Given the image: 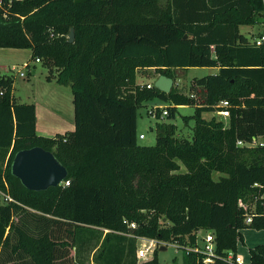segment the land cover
<instances>
[{
    "label": "trees",
    "instance_id": "16d2710c",
    "mask_svg": "<svg viewBox=\"0 0 264 264\" xmlns=\"http://www.w3.org/2000/svg\"><path fill=\"white\" fill-rule=\"evenodd\" d=\"M263 8L264 0H1L0 47L30 48L48 79L70 85L74 129L38 134L34 103L18 100L12 76L0 75L2 162L8 154L0 190L13 198L0 200V264H137L138 236L178 244L180 264H234L225 257L241 229L264 227L261 213L245 222L247 205L263 210L264 145L236 143L264 137V40L239 29ZM189 66L218 70L188 92L137 82L139 69L174 77ZM154 96L172 102L169 118L195 103L191 138L167 120L156 121L154 144L138 142L137 107ZM224 98L226 120L202 115ZM33 145L66 166L61 184L35 190L11 172L15 152ZM199 229L214 233L208 263L185 251ZM156 252L140 264H161ZM245 264H264V243Z\"/></svg>",
    "mask_w": 264,
    "mask_h": 264
},
{
    "label": "rangeland",
    "instance_id": "374dc122",
    "mask_svg": "<svg viewBox=\"0 0 264 264\" xmlns=\"http://www.w3.org/2000/svg\"><path fill=\"white\" fill-rule=\"evenodd\" d=\"M241 30H246V26H241ZM249 30V32H252ZM6 48V47H5ZM21 51L13 52L9 51V53L4 54L0 58V63H5V68H0L1 73H6L12 76L13 78V93L15 97L20 101L27 102H36L39 107V119H38V128L42 125L47 127L49 132L47 134L54 133L52 130L54 123L58 124V121L61 122L62 119L67 122L69 120L74 123V111H73V103H72V92L70 85L61 84L52 77L48 79L46 75L49 73L48 66L45 65L41 61H35L30 57L31 50L30 48H21ZM8 50V49H5ZM11 52V53H10ZM28 59L29 66L21 67L19 59ZM13 63H16L18 68L22 70L24 73H18L17 69H12L11 66ZM173 72V86H177L183 92H188L190 89V85L194 78L203 76L207 73L216 72L215 66H189L184 68H174ZM160 74L154 68H145L139 69L137 74V82H147L154 81L158 75ZM49 86V87H48ZM56 87L57 90H60L61 96V112L57 111V115L55 117H51L44 112H41L40 105L48 104V98L50 99L49 94L53 92V88ZM59 99V98H58ZM172 105V102L169 99H163L158 96H154L153 98L142 101L137 107V132L144 133L145 137H138V142L141 144H154L155 143V123L156 121H172L176 125V136L178 137H186L191 138L192 136V126L194 124V108L195 103L191 104H182L178 105L174 110V115L172 117L165 116H156L154 113L149 112L148 109L153 105ZM52 107L53 104L51 103ZM57 108H59L57 106ZM42 113V115H41ZM202 115L209 119L212 116L220 117L217 115L215 111H204ZM59 117V118H58ZM54 118H58L54 120ZM221 118V117H220ZM226 120V118H224ZM68 126H61L57 129H63ZM56 129V128H55ZM40 130V128H39ZM180 170H184V166H181ZM217 171L213 172V177H218ZM1 195V194H0ZM0 200L3 201L2 196ZM14 220H16L14 216ZM202 233V232H200ZM141 238H137V246L141 243ZM256 241V242H254ZM157 257L161 264H172L174 262L181 263L183 249L179 247L174 242H167L164 244V248H161L162 241H157ZM259 243H264V227L257 228L253 226H245L241 229V237L237 240L236 244V255L244 261H249L250 259V248L254 247ZM201 245V242H199ZM26 260H29L25 257ZM16 261L19 262V259L15 256ZM146 260V259H143ZM142 259H137V264H140ZM10 262H7L8 264Z\"/></svg>",
    "mask_w": 264,
    "mask_h": 264
},
{
    "label": "built area",
    "instance_id": "2783aa9c",
    "mask_svg": "<svg viewBox=\"0 0 264 264\" xmlns=\"http://www.w3.org/2000/svg\"><path fill=\"white\" fill-rule=\"evenodd\" d=\"M1 2V0H0ZM262 21L264 24V8L261 14ZM264 40V27L262 30V33L259 34L255 39H253L252 42L255 44H260ZM39 58H36L35 61H39ZM25 66V65H24ZM153 68V67H151ZM18 73L23 74L24 72L21 71L20 69L17 70ZM138 84L146 87H152L153 86V81H147V82H138ZM190 95H194L193 93H190ZM219 109L215 110V112L221 117V118H227L229 116V106L230 102L228 99L224 98L221 99L218 102ZM157 110H159V116H165L168 114V105L163 106V105H158V104H153L148 111L154 113V115L157 116ZM140 137H143V133L139 135ZM238 145H249V146H254V145H259L263 146L264 145V137L263 136H252L251 140L248 141H243L241 139H238L236 141ZM65 183H68V180H65ZM1 191V190H0ZM1 196L3 199V202L6 201H11L13 198L7 194L1 191ZM257 199H259L260 204L263 206L262 212H258L256 210V202L250 203L247 205L248 211L246 212L245 215V222H251L252 216L255 214H264V193L260 194ZM130 226H135L134 222L130 223ZM202 232V233H200ZM137 238H141V243L140 245L137 246L136 249V257L137 259H148L153 255V251L157 247V240L153 238H149L146 236H138ZM201 242V245H198V242ZM196 242L197 244L194 246H186V252L189 250H195L202 252L204 254L203 256V261L208 263L211 262L215 256V239H214V233L210 229L202 230L199 229L196 231ZM162 244H166L164 241H162ZM176 244V243H175ZM178 245V244H177ZM179 246V245H178ZM228 261L234 263V264H245L246 262L239 258L236 253H233L232 251H229L225 257Z\"/></svg>",
    "mask_w": 264,
    "mask_h": 264
},
{
    "label": "water",
    "instance_id": "95a60500",
    "mask_svg": "<svg viewBox=\"0 0 264 264\" xmlns=\"http://www.w3.org/2000/svg\"><path fill=\"white\" fill-rule=\"evenodd\" d=\"M74 30L70 28L68 38L73 40ZM173 77L160 73L153 81L159 90L168 93L173 85ZM11 172L28 188L40 190L61 184L67 168L54 153L40 145L18 149L11 161ZM164 248V244L160 246Z\"/></svg>",
    "mask_w": 264,
    "mask_h": 264
},
{
    "label": "crops",
    "instance_id": "0c3cea01",
    "mask_svg": "<svg viewBox=\"0 0 264 264\" xmlns=\"http://www.w3.org/2000/svg\"><path fill=\"white\" fill-rule=\"evenodd\" d=\"M246 26V30L244 31V30H241V26ZM263 27H264V24H263V21H262V18H259L258 20H257V22H255V23H252V24H241V25H239V29H240V31L242 32V33H244L246 36H247V38H248V40L251 42V41H253V39H255L259 34H261L262 33V30H263ZM251 28L253 29L252 30V32H249V30H251ZM5 49H8V50H5ZM22 49L21 48H18V47H0V58L4 55V54H7V53H9V51H13V52H18V51H21ZM11 53V52H10ZM31 54V53H30ZM2 59V58H1ZM28 61V59H19V62H22L21 64H20V66L21 67H28V66H26L25 64H26V62ZM30 64V63H29ZM25 65V66H24ZM6 66H5V63H3V62H1L0 63V68H3V69H6L5 68ZM11 68L12 69H20V68H18V66H17V64L16 63H13L12 64V66H11ZM178 68H181V67H178ZM215 68H216V71L218 70V67L217 66H215ZM22 71V70H21ZM0 75H7L6 73H1L0 72ZM55 79V78H54ZM49 81H52V79L51 80H49ZM14 83V82H13ZM49 87V86H48ZM49 96H50V99L48 98V101H47V103L48 104H46V105H40L41 106V112H44V114H47V115H49V116H51V117H55L57 114V111H59V112H61V108H60V106H61V101H60V96H61V93H60V90H57L56 89V87H54L53 88V92H51L50 94H49ZM59 98V99H58ZM27 102V101H26ZM53 104V106L51 107L50 106V104ZM34 105H35V114H36V122H35V130H36V132L38 133V134H41V135H46V136H53L54 134H56V133H64V132H67V131H71V130H73L74 129V123H73V121H71V120H69V121H67V122H65L63 119H62V121L61 122H59L58 121V124L57 123H54V126L52 127L53 129L52 130H54V133H51V134H47L48 132H49V130L50 129H48L47 127H44L43 125L41 126V127H39L40 128V130H39V128H38V119H39V107H38V103H36V102H34ZM57 106L59 107V108H57ZM41 115H42V113H41ZM59 118V117H58ZM58 118H56V119H58ZM55 118H54V120H56ZM61 126H68V127H64L63 129H60V130H58L57 128L59 127H61ZM56 128V129H55ZM136 128H137V126H136ZM142 132H137V140H138V137H140L139 135L141 134ZM143 137H145V135H144V133H143ZM143 137H140V138H143ZM8 155V154H7ZM7 155H5V158H4V161L2 162L1 161V159H0V163L4 166L5 165V163H6V158H7ZM0 194H1V191H0ZM0 197H1V195H0ZM254 242H256V241H254ZM245 262H247V261H245Z\"/></svg>",
    "mask_w": 264,
    "mask_h": 264
}]
</instances>
